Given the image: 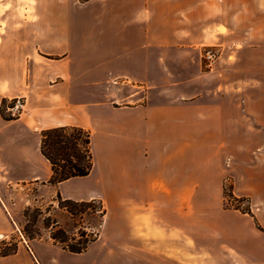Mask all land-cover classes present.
Masks as SVG:
<instances>
[{
	"label": "crops",
	"instance_id": "crops-1",
	"mask_svg": "<svg viewBox=\"0 0 264 264\" xmlns=\"http://www.w3.org/2000/svg\"><path fill=\"white\" fill-rule=\"evenodd\" d=\"M56 1L45 2L52 10L43 15L39 0L17 30L0 18V104L25 99L14 122L37 135V163L45 164L31 180L51 176L42 130L88 129L92 172L52 187L75 201L101 197L107 219L113 211L130 225L134 262L264 264V0H198V14L209 7L198 34L180 20L177 0H98V14L82 18L60 17ZM60 22L69 31L60 32ZM204 47L219 50L210 70ZM92 176L99 193L71 186ZM226 177L251 215L223 208ZM20 232L0 201V243L15 237L18 245L0 264L103 259L93 250L98 241L72 254Z\"/></svg>",
	"mask_w": 264,
	"mask_h": 264
},
{
	"label": "rangeland",
	"instance_id": "rangeland-1",
	"mask_svg": "<svg viewBox=\"0 0 264 264\" xmlns=\"http://www.w3.org/2000/svg\"><path fill=\"white\" fill-rule=\"evenodd\" d=\"M41 1L44 5L48 0ZM177 1L180 2L173 4L172 7L174 10H179L180 20L182 22L191 21L196 24L197 26L193 32L195 31L194 33L198 34V18L202 16L200 11L204 16L209 11V7L203 4L202 8L199 7L198 14V0ZM38 2L39 0H0V18L10 17L15 22L12 27L17 30L20 26L18 24L20 18H31L36 15ZM56 4L57 14L60 17L70 15L75 18H82L85 15L98 14L99 12L98 0H57ZM42 9L43 15L51 14L52 6L49 4L45 8L44 5ZM59 27L60 32L69 31L68 29H70L67 27L66 30V25L63 22H60ZM74 27L76 32L84 30L81 24H75ZM210 48L216 50L219 57L218 48L204 47L202 49V60L205 70L211 69L206 66L204 60V54ZM24 109L25 107H23V111ZM13 112H17V110H13ZM6 113H10V111L6 110ZM37 143V135L27 130L22 123L7 122L0 118V201L5 204L14 227L20 229L27 240H30L29 236L38 235H41V239H49V233L44 228L43 220L44 217H51L56 219L59 226L68 232H76L80 227H84L89 233H99L98 242L96 241L97 244L93 250L99 248L103 250V259L100 264H137L133 260L130 246V225L115 221L113 211L110 218H104L102 224L98 216L93 214L92 208L87 210L88 213L84 215L83 219L76 218L73 220L66 211L57 207L55 201L57 193L51 185L47 182L42 183L31 180L33 177L40 175L45 167L44 163H37ZM14 157H21L33 163H25L24 165L7 163L9 158ZM224 184L229 191L232 178L226 177ZM71 186L86 189L91 187L90 191L92 193L101 192L100 185L98 187L95 185L94 176L87 180L75 181ZM92 199H99L103 201V205L107 206L101 197L96 196ZM244 200L247 199L244 198ZM239 204L243 209L250 207L249 200L238 203L224 194L223 208L234 209ZM15 239L13 237L9 243H13ZM190 254L195 253L188 252V255Z\"/></svg>",
	"mask_w": 264,
	"mask_h": 264
},
{
	"label": "trees",
	"instance_id": "trees-1",
	"mask_svg": "<svg viewBox=\"0 0 264 264\" xmlns=\"http://www.w3.org/2000/svg\"><path fill=\"white\" fill-rule=\"evenodd\" d=\"M17 99H3L0 104V117L2 120L10 122L20 118L25 105V99H20V106L17 112H13ZM9 110L10 113H6ZM40 153L51 167V176L47 184L56 186L64 181L74 178H84L90 175L94 167V156L92 149L91 131L79 126H58L41 131ZM46 184V183H44ZM233 185L228 191L223 183V192L225 196L235 200L238 203L245 202L244 198H236L232 192ZM57 207L66 211L74 220L83 219L87 215L88 209L92 208L94 215L98 216L101 224L107 214V209L99 199L84 201H75L64 198L61 193L56 194ZM249 206V205H248ZM234 209L242 213L251 215V208H241L235 206ZM45 230H48L49 239L54 244L60 246L63 250L72 254H82L87 252L89 247L95 243L99 233L87 232L84 227L78 231L68 232L61 228L56 219L44 217ZM263 231V229H261ZM30 240L41 239V235L29 236ZM18 245L16 242L9 243L3 241L0 243V254L2 256L13 255L17 252Z\"/></svg>",
	"mask_w": 264,
	"mask_h": 264
},
{
	"label": "built area",
	"instance_id": "built-area-1",
	"mask_svg": "<svg viewBox=\"0 0 264 264\" xmlns=\"http://www.w3.org/2000/svg\"><path fill=\"white\" fill-rule=\"evenodd\" d=\"M217 59H218V54H217V51L214 49L210 48L204 54V60L206 62V66L208 68H212L216 64ZM19 106H20V100L18 99L16 101V105H15V108L13 110H18ZM20 234H22V233L20 232Z\"/></svg>",
	"mask_w": 264,
	"mask_h": 264
}]
</instances>
